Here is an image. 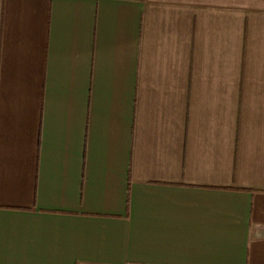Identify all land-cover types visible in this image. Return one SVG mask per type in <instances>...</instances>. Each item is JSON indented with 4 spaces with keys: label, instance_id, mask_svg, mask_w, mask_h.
Wrapping results in <instances>:
<instances>
[{
    "label": "crops",
    "instance_id": "obj_1",
    "mask_svg": "<svg viewBox=\"0 0 264 264\" xmlns=\"http://www.w3.org/2000/svg\"><path fill=\"white\" fill-rule=\"evenodd\" d=\"M0 264H264V0H0Z\"/></svg>",
    "mask_w": 264,
    "mask_h": 264
}]
</instances>
